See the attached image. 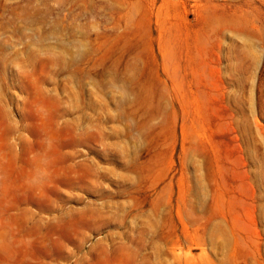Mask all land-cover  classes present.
Returning <instances> with one entry per match:
<instances>
[{
    "label": "rangeland",
    "instance_id": "1",
    "mask_svg": "<svg viewBox=\"0 0 264 264\" xmlns=\"http://www.w3.org/2000/svg\"><path fill=\"white\" fill-rule=\"evenodd\" d=\"M0 264H264V0H0Z\"/></svg>",
    "mask_w": 264,
    "mask_h": 264
}]
</instances>
